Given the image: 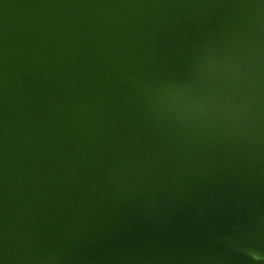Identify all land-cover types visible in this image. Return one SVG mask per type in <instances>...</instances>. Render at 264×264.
Returning <instances> with one entry per match:
<instances>
[{
	"label": "water",
	"instance_id": "95a60500",
	"mask_svg": "<svg viewBox=\"0 0 264 264\" xmlns=\"http://www.w3.org/2000/svg\"><path fill=\"white\" fill-rule=\"evenodd\" d=\"M0 264H264V0H0Z\"/></svg>",
	"mask_w": 264,
	"mask_h": 264
}]
</instances>
